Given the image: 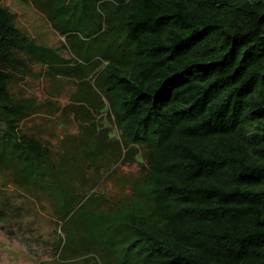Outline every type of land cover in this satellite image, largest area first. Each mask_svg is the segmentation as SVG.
Returning a JSON list of instances; mask_svg holds the SVG:
<instances>
[{"label": "trees", "instance_id": "16d2710c", "mask_svg": "<svg viewBox=\"0 0 264 264\" xmlns=\"http://www.w3.org/2000/svg\"><path fill=\"white\" fill-rule=\"evenodd\" d=\"M32 3L88 64L0 0V229L37 264H264V0ZM35 65L76 89L39 99Z\"/></svg>", "mask_w": 264, "mask_h": 264}, {"label": "rangeland", "instance_id": "374dc122", "mask_svg": "<svg viewBox=\"0 0 264 264\" xmlns=\"http://www.w3.org/2000/svg\"><path fill=\"white\" fill-rule=\"evenodd\" d=\"M4 2L18 15V23L20 26L26 27L29 32L36 36L38 42L43 47H57L66 43L67 46L59 51L62 57L66 59V65L72 64V66H77L80 64H88L87 60L82 56L76 53L73 50L72 45L68 42L67 38L61 33L57 32L51 25L50 21L47 19L46 15L39 11L32 3V0H4ZM58 48V47H57ZM93 64V61H92ZM92 66V65H91ZM90 66V67H91ZM96 69H91L87 74V78L89 82L93 85L94 89L101 94L102 100L106 105V108H110V101L106 98L105 95L101 93V91L96 86V73L97 66L101 67V64H95ZM33 70L36 72L30 73L29 76L25 78L26 85L25 88L36 96H41L39 99L43 100L44 98H52L56 99L55 96H51L49 93H57V89L62 88V92L64 93L67 89H70L71 92L74 91L77 87L74 78H52L50 75H44L46 72L45 68H42L38 65L33 67ZM43 71V72H40ZM42 75V76H38ZM44 75V76H43ZM66 95L65 97H67ZM96 115L97 123L103 122L105 125L109 124L107 118V111L104 113ZM112 128L115 130L116 134H119V128L115 126V123ZM105 139V135L102 134L101 139ZM128 167L125 166L119 172V175L123 173H132L133 175H137V165ZM115 198H123L128 194V189L122 190V188H118L116 185L111 182H106V186H102ZM15 191L14 186H9V192ZM47 215L42 213V217L36 221L35 226L38 232L42 233V236L45 238L52 240L54 236L52 235V228L50 226L49 221L44 218ZM26 221L31 222L32 218L24 217ZM58 232L61 233V230L58 229ZM21 235L20 232H17L15 235H9L4 233L0 229V264H37L36 259H46L47 256L44 254V248L42 246H37L33 244V248L37 249V255L29 252V248L22 240V238L18 237Z\"/></svg>", "mask_w": 264, "mask_h": 264}]
</instances>
